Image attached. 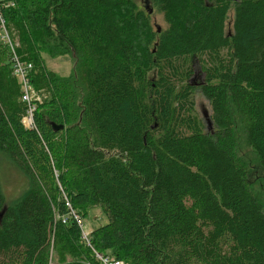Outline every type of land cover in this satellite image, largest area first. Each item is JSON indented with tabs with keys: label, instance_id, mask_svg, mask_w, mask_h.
<instances>
[{
	"label": "trees",
	"instance_id": "16d2710c",
	"mask_svg": "<svg viewBox=\"0 0 264 264\" xmlns=\"http://www.w3.org/2000/svg\"><path fill=\"white\" fill-rule=\"evenodd\" d=\"M151 1L162 31L135 0H0L29 83L47 91L26 129L0 44V152L28 180L8 204L0 186V264H98L94 252L123 264H264V208L236 154L244 136L264 175V0ZM43 55L70 56L73 74L57 78ZM97 208L106 223L87 247L61 217Z\"/></svg>",
	"mask_w": 264,
	"mask_h": 264
},
{
	"label": "rangeland",
	"instance_id": "374dc122",
	"mask_svg": "<svg viewBox=\"0 0 264 264\" xmlns=\"http://www.w3.org/2000/svg\"><path fill=\"white\" fill-rule=\"evenodd\" d=\"M135 3L137 4L139 9L143 10L144 12H149V22L154 30L162 31L165 28L166 25L162 13L158 10L156 5L153 4L151 0H135ZM232 14L233 12L232 10H230L228 14V23H230V20L232 19ZM6 34L9 38L11 47L15 50V47H18V41L13 40V42L8 31L6 32ZM4 37V33L0 28V44L6 46V43H4L5 41L3 42L1 40L4 39ZM43 59L45 62L44 66L46 70L53 73L57 78H67L73 74V59L70 56L49 58L48 56L43 55ZM193 70V83L198 86L201 82H203L204 74L198 69L197 63L194 64ZM33 90L36 93V90ZM37 96L41 101H43L47 97V91H41ZM194 100L196 111L207 128V121L210 113L208 102L204 99L199 90L196 91ZM236 154L239 161L243 163L248 170L250 190L262 203V206L264 208V175L259 166L256 155L246 144L244 136H239ZM27 183L28 180L26 176L10 163L6 154L0 152V186L6 203H10L19 195H21L24 192ZM83 223L84 230L89 234V232L96 227L104 225L106 223V218L99 208L91 209L86 219L83 220Z\"/></svg>",
	"mask_w": 264,
	"mask_h": 264
},
{
	"label": "built area",
	"instance_id": "2783aa9c",
	"mask_svg": "<svg viewBox=\"0 0 264 264\" xmlns=\"http://www.w3.org/2000/svg\"><path fill=\"white\" fill-rule=\"evenodd\" d=\"M10 4H5L6 6H9ZM0 28L4 33V39H1L4 43H6V46L8 47V49L11 52V61H12V68H13V73L14 75L17 77V79L20 82L21 85V89H22V101L24 103L27 104L28 106V111L26 113V115L23 117L22 119V123L24 125V127L28 130L33 129L34 126V120H33V113L35 111L34 108V102H40L41 100L39 99V97L37 96L38 94L35 93V91L33 90L34 88L31 86V84L29 83L28 80V74L30 72V70L32 69L31 64H27V63H23L21 61H19L14 53V48L11 47L10 42H9V38L6 34L7 30L5 28V23L4 20L2 19L1 15H0ZM67 207L70 206L69 204H66ZM73 219L75 220V222L77 223V225L79 226L80 230H81V240L82 242H84V244L89 247L90 246V242H89V234L84 230V223L83 220L80 219L74 211L70 210V213L67 216H63L61 217L62 223L65 224L67 223L68 220ZM94 256H95V260L98 264H123L121 261L115 260L114 258L110 257V256H103L100 255L96 252H94Z\"/></svg>",
	"mask_w": 264,
	"mask_h": 264
},
{
	"label": "water",
	"instance_id": "95a60500",
	"mask_svg": "<svg viewBox=\"0 0 264 264\" xmlns=\"http://www.w3.org/2000/svg\"><path fill=\"white\" fill-rule=\"evenodd\" d=\"M207 123H208L207 127L210 128L211 127V122H210L209 118H208ZM50 126H51V128H52L54 133H57V132L62 131L64 129V125H58V124H55V123H52V122H50Z\"/></svg>",
	"mask_w": 264,
	"mask_h": 264
}]
</instances>
